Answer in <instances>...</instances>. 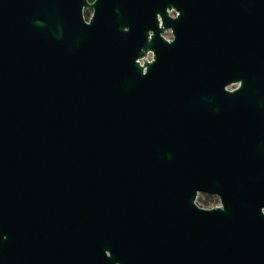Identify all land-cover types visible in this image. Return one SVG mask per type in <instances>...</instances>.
<instances>
[{"label": "water", "instance_id": "water-1", "mask_svg": "<svg viewBox=\"0 0 264 264\" xmlns=\"http://www.w3.org/2000/svg\"><path fill=\"white\" fill-rule=\"evenodd\" d=\"M183 1L0 0V264H264V49Z\"/></svg>", "mask_w": 264, "mask_h": 264}, {"label": "flooded vegetation", "instance_id": "flooded-vegetation-1", "mask_svg": "<svg viewBox=\"0 0 264 264\" xmlns=\"http://www.w3.org/2000/svg\"><path fill=\"white\" fill-rule=\"evenodd\" d=\"M158 17L162 20L160 14ZM168 17L169 19L182 18L184 22H189L191 25L194 22L203 20L215 21L230 19L229 24L232 33L229 37V48L233 51L243 50L239 59L234 58L233 61L236 63L259 61L252 58L247 50L257 46L264 49V0L183 1L181 6L169 8ZM163 35L168 41L175 38V33L172 28L166 29ZM261 60H264V57ZM240 85L241 83L238 82L231 89H239ZM206 195L219 198L212 194Z\"/></svg>", "mask_w": 264, "mask_h": 264}, {"label": "rangeland", "instance_id": "rangeland-1", "mask_svg": "<svg viewBox=\"0 0 264 264\" xmlns=\"http://www.w3.org/2000/svg\"><path fill=\"white\" fill-rule=\"evenodd\" d=\"M91 13H92V11L90 12V15H91ZM198 197H199V199H198L199 206L201 205L203 207L211 208L213 206H218L221 204L219 198H211V200H208L207 195L204 193H200ZM205 200L210 202L209 205H205V203H204Z\"/></svg>", "mask_w": 264, "mask_h": 264}, {"label": "trees", "instance_id": "trees-1", "mask_svg": "<svg viewBox=\"0 0 264 264\" xmlns=\"http://www.w3.org/2000/svg\"><path fill=\"white\" fill-rule=\"evenodd\" d=\"M92 1V0H91ZM92 10H86V15H87V17H89L90 16V12H91ZM207 198H208V200H211V198H213V196H207ZM205 205H209V203L210 202H208L207 200H205Z\"/></svg>", "mask_w": 264, "mask_h": 264}]
</instances>
